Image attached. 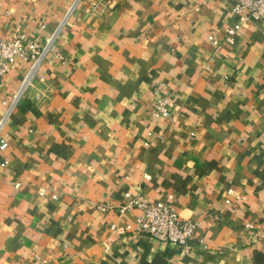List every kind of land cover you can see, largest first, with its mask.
I'll use <instances>...</instances> for the list:
<instances>
[{"label":"crops","instance_id":"crops-1","mask_svg":"<svg viewBox=\"0 0 264 264\" xmlns=\"http://www.w3.org/2000/svg\"><path fill=\"white\" fill-rule=\"evenodd\" d=\"M237 1L80 0L67 18L76 0H0V39L63 24L64 57L27 85L18 60L0 87V117L21 92L0 150V264H264V17L226 42ZM128 194L172 201L206 246L138 233Z\"/></svg>","mask_w":264,"mask_h":264},{"label":"built area","instance_id":"built-area-1","mask_svg":"<svg viewBox=\"0 0 264 264\" xmlns=\"http://www.w3.org/2000/svg\"><path fill=\"white\" fill-rule=\"evenodd\" d=\"M79 1L76 0L67 18ZM233 11L236 22L227 29L225 39L229 43L234 42L235 36L247 21H257L264 17V0H238ZM62 27L63 24L54 34L46 37L44 42L29 37L22 25L13 30L11 37L0 39V87L3 85L5 75L11 71L12 66L18 60L29 63L25 81V85H27L37 75L47 59L53 56L63 59L57 44ZM215 43H217L216 40ZM20 95L21 92L15 95L11 101H5L8 108L5 114L0 117V150H5L8 147V142L3 136V129L16 107ZM168 107V99H159L154 109V116L156 118L167 117L169 115ZM233 192V189L229 190L230 194ZM128 198L127 208H138L142 212L136 222L138 233L152 236L164 243L178 245L184 250H188L197 244L206 246L204 239L198 238L196 235L198 223L182 218L172 201L153 203L146 198L132 197L130 194H128ZM230 201L228 198L227 202ZM110 207V205L104 204L100 205L99 209L107 211ZM121 211L123 212L124 209ZM248 226L253 228L251 224ZM112 228L117 229L115 226Z\"/></svg>","mask_w":264,"mask_h":264}]
</instances>
